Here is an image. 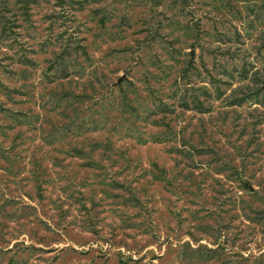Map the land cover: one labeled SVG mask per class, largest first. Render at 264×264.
<instances>
[{
  "label": "rangeland",
  "instance_id": "374dc122",
  "mask_svg": "<svg viewBox=\"0 0 264 264\" xmlns=\"http://www.w3.org/2000/svg\"><path fill=\"white\" fill-rule=\"evenodd\" d=\"M264 0H0V264H256Z\"/></svg>",
  "mask_w": 264,
  "mask_h": 264
},
{
  "label": "trees",
  "instance_id": "16d2710c",
  "mask_svg": "<svg viewBox=\"0 0 264 264\" xmlns=\"http://www.w3.org/2000/svg\"><path fill=\"white\" fill-rule=\"evenodd\" d=\"M256 264H264V248H259L258 253L252 256Z\"/></svg>",
  "mask_w": 264,
  "mask_h": 264
}]
</instances>
